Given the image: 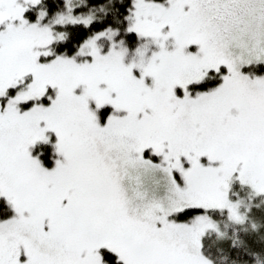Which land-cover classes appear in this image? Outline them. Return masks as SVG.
I'll list each match as a JSON object with an SVG mask.
<instances>
[{
    "label": "snow or ice",
    "instance_id": "snow-or-ice-1",
    "mask_svg": "<svg viewBox=\"0 0 264 264\" xmlns=\"http://www.w3.org/2000/svg\"><path fill=\"white\" fill-rule=\"evenodd\" d=\"M0 264H264V0H0Z\"/></svg>",
    "mask_w": 264,
    "mask_h": 264
}]
</instances>
